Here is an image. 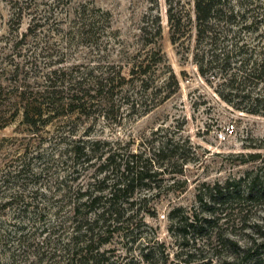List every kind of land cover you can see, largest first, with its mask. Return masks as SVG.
<instances>
[{
  "label": "rangeland",
  "instance_id": "374dc122",
  "mask_svg": "<svg viewBox=\"0 0 264 264\" xmlns=\"http://www.w3.org/2000/svg\"><path fill=\"white\" fill-rule=\"evenodd\" d=\"M170 1L185 23V37L176 44L170 41L167 0H0V264H73L66 244L88 214L82 210L74 217L71 206L93 190L107 152L127 163L141 154L164 163L177 157L189 162L182 175L168 165L151 186L134 184L133 198L145 201L125 211L123 231L100 249L104 258L87 264H147L143 255L150 264H264V198L239 201L231 192L209 209L196 199L226 182L240 181L244 191L248 176L257 175L264 188V106L260 115L240 112L218 95L217 80L206 82L199 75L193 60V0ZM232 4L258 16V33L264 31V0ZM156 20L158 39L152 37ZM83 24L94 27L85 33ZM152 50L160 51V62ZM141 60L151 63L147 85L161 88L155 96L141 97L138 85L131 84L130 65ZM17 63L15 82L11 73ZM108 68L128 83L108 117L101 116V106L88 110L87 117L64 108L36 130L22 122L21 108L15 111L19 100L12 97L23 83L40 92L43 77L52 71L57 85L67 87ZM95 93L102 104L104 95ZM228 123L235 125L234 135L218 142L217 132ZM71 140L88 154L87 163L85 157L70 160ZM173 152L176 156L166 159ZM177 208L184 216L196 213L209 220L202 237L188 236L184 248L169 218ZM246 249L250 257L244 260Z\"/></svg>",
  "mask_w": 264,
  "mask_h": 264
},
{
  "label": "trees",
  "instance_id": "16d2710c",
  "mask_svg": "<svg viewBox=\"0 0 264 264\" xmlns=\"http://www.w3.org/2000/svg\"><path fill=\"white\" fill-rule=\"evenodd\" d=\"M167 5L170 41L176 44L185 37V32L182 31L184 21L181 15L174 13L170 0H167ZM193 10L195 22L193 60L199 75L206 82H209L210 78L217 80V86L220 87L218 95L236 110L251 115L262 114L261 107L264 106V31L258 33L262 22L256 20L258 16L256 18L253 15L248 16V10L237 9L233 6L232 0H193ZM185 22L187 27L191 24V19L188 17ZM82 27L86 29L85 33H90L94 26L83 24ZM143 34L145 36L144 32ZM160 36V22L156 20L152 37L158 39ZM151 43L154 46L157 44L155 41ZM151 43H146V45ZM152 51V57H158L157 62H160V51ZM147 59L146 57L145 60ZM150 64H145L144 60H141L130 65L131 84L138 85L137 89L141 97L155 96L161 89L147 85L151 74ZM157 64L159 63L154 65ZM13 67L11 77L15 78L13 81L16 82L20 74V65L17 63ZM64 74L60 72V75ZM56 75L57 71H52L43 77L44 87L40 92L29 91L30 86L23 83L22 86L16 87L14 97L11 96L18 98L15 111L19 113L17 109L21 108L22 122L32 129L37 130L40 126L46 125L50 119L57 116L59 109L64 108L67 114L87 117L88 110L101 106V116L108 117L109 113H113L114 99L123 93V86L128 84L124 83L125 79L119 72L113 73L109 68L100 73L89 72L84 79L81 77V79H74L67 83V87L65 83L57 85ZM170 78H174L173 74ZM99 91L101 96L104 95L101 97L102 104L95 100V97H98L95 92ZM63 94L67 95L66 98L61 97ZM167 98L165 97L164 100ZM129 106L133 107L134 102ZM70 142L67 149L73 164L80 157H85L82 162L87 163L88 154L80 151L75 141ZM171 146L173 149L177 148L176 144ZM161 150L155 158L160 157ZM172 154L173 157L166 159H173L176 152ZM250 157L251 160L258 158V156ZM133 158L136 159L135 162L127 163L116 152L105 153L98 167L101 177L91 185L93 190L84 191L74 199L75 203L71 206L72 216L75 217V214L86 210L88 218L83 219L84 225L73 228L74 233L70 242L66 244L69 261L73 264L76 261L87 264L91 260L97 263L104 258L100 249L109 243L113 235L123 231L119 225L124 224L125 211H132V207L145 201V198L141 200L133 198L134 184H140L143 187L151 186L154 183L153 180L162 175L168 165L179 168L175 174L182 175V168L189 162L186 158L177 157L174 161L164 163V159L155 161L152 158L143 159L142 154L134 155ZM240 183L242 182H226L224 185L213 186L207 193L196 195L197 203L202 209H209L208 207L218 199L229 198L231 192L239 201L254 202L264 198V188L257 175L248 176L243 181L244 191H240ZM169 218L173 224V232L181 241L182 248L188 245V236L195 241L197 237H202L209 226L204 225L209 220L199 219L196 213L188 217L184 216L180 208L172 210ZM249 251L246 249L241 252L242 259L246 260L250 257ZM142 257L147 264H150L148 255ZM186 263L191 264L192 262Z\"/></svg>",
  "mask_w": 264,
  "mask_h": 264
},
{
  "label": "built area",
  "instance_id": "2783aa9c",
  "mask_svg": "<svg viewBox=\"0 0 264 264\" xmlns=\"http://www.w3.org/2000/svg\"><path fill=\"white\" fill-rule=\"evenodd\" d=\"M235 133V125L232 123L226 124L220 131L217 132L216 138L218 142H227Z\"/></svg>",
  "mask_w": 264,
  "mask_h": 264
}]
</instances>
